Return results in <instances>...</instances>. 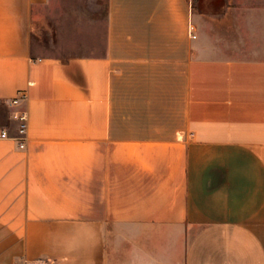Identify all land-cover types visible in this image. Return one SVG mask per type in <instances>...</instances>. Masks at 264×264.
I'll return each instance as SVG.
<instances>
[{
  "label": "crops",
  "instance_id": "1",
  "mask_svg": "<svg viewBox=\"0 0 264 264\" xmlns=\"http://www.w3.org/2000/svg\"><path fill=\"white\" fill-rule=\"evenodd\" d=\"M0 104V264H264V0H0Z\"/></svg>",
  "mask_w": 264,
  "mask_h": 264
},
{
  "label": "rangeland",
  "instance_id": "2",
  "mask_svg": "<svg viewBox=\"0 0 264 264\" xmlns=\"http://www.w3.org/2000/svg\"><path fill=\"white\" fill-rule=\"evenodd\" d=\"M46 12L48 13L45 15L46 20L39 22L40 25H38L39 27L33 37L34 48L43 54L85 52L86 46L90 45L92 41L88 40L85 34L76 35V32L79 31L77 23L73 22V25L70 26L67 21L64 28L63 23L59 19L55 20L53 7L50 8V11L46 10ZM104 29L102 25L99 26L97 29L99 31L98 34H94L96 40L99 36L104 35ZM7 119L8 114L5 111V107L0 104V125H6Z\"/></svg>",
  "mask_w": 264,
  "mask_h": 264
},
{
  "label": "built area",
  "instance_id": "3",
  "mask_svg": "<svg viewBox=\"0 0 264 264\" xmlns=\"http://www.w3.org/2000/svg\"><path fill=\"white\" fill-rule=\"evenodd\" d=\"M191 33L194 32L195 27L193 25L190 26ZM193 37H196V35L193 33ZM26 99L25 94H21L18 97H15L11 99L8 104L10 106L16 107L12 113L11 118L12 120L16 121L17 123V131L19 134V147L25 148V140L28 136V128H29V115L27 110L20 108L21 102ZM10 133L9 129L7 127H0V139L1 138H9Z\"/></svg>",
  "mask_w": 264,
  "mask_h": 264
}]
</instances>
